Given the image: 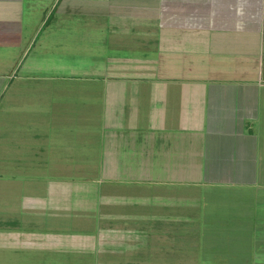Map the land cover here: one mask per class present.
Masks as SVG:
<instances>
[{
  "label": "crops",
  "instance_id": "crops-1",
  "mask_svg": "<svg viewBox=\"0 0 264 264\" xmlns=\"http://www.w3.org/2000/svg\"><path fill=\"white\" fill-rule=\"evenodd\" d=\"M2 190L6 248L264 264V0H0Z\"/></svg>",
  "mask_w": 264,
  "mask_h": 264
},
{
  "label": "rangeland",
  "instance_id": "rangeland-1",
  "mask_svg": "<svg viewBox=\"0 0 264 264\" xmlns=\"http://www.w3.org/2000/svg\"><path fill=\"white\" fill-rule=\"evenodd\" d=\"M62 65V64H61ZM60 65V66H61ZM3 103V102H2ZM61 107H66L65 105H61ZM6 192L5 190L0 192V224H2L4 221H13L15 220L16 222L19 219H15L12 217V215L6 213L5 215V210H3V206L8 205L11 206L10 204L7 203H12L8 202L6 203ZM5 201V203H4ZM124 206V205H123ZM125 211L129 212L130 209L125 207ZM125 212V214H126ZM8 216V217H7ZM98 214L96 220H98ZM28 216L26 215L23 217V220L27 219ZM29 219V218H28ZM44 219V218H43ZM69 220V219H65ZM43 224V222H42ZM62 226H67L68 229H70L71 222L69 221H63ZM45 226V225H44ZM41 227V226H39ZM41 230H46V227H41ZM7 230V231H6ZM8 237L12 241H15L16 239L21 238V234H11V232L5 228V227H0V264H84L88 263L91 258L84 254H79L78 251H69L68 250H61L57 252L53 248L49 247H44V246H36L37 248H32V247H21V248H6L7 247V240ZM30 238V237H29ZM34 240V239H31ZM10 242V241H8Z\"/></svg>",
  "mask_w": 264,
  "mask_h": 264
}]
</instances>
